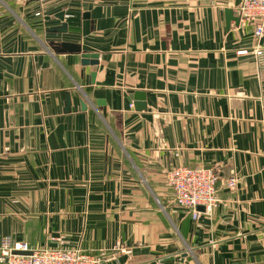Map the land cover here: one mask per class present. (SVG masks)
Wrapping results in <instances>:
<instances>
[{"label": "crops", "instance_id": "obj_1", "mask_svg": "<svg viewBox=\"0 0 264 264\" xmlns=\"http://www.w3.org/2000/svg\"><path fill=\"white\" fill-rule=\"evenodd\" d=\"M238 3L0 0V239L100 264H264V36L226 29ZM177 166L214 170L210 214L174 205Z\"/></svg>", "mask_w": 264, "mask_h": 264}, {"label": "built area", "instance_id": "obj_2", "mask_svg": "<svg viewBox=\"0 0 264 264\" xmlns=\"http://www.w3.org/2000/svg\"><path fill=\"white\" fill-rule=\"evenodd\" d=\"M233 12L240 24L253 27L254 39L259 40L264 36V0H239ZM246 52L241 50L237 54ZM165 180L174 205L189 214L193 220L210 214L220 204L217 189L219 179L211 168L177 166L166 174ZM237 182L238 178L231 176L225 180L224 185L228 190L235 191ZM198 207L204 210L199 211ZM100 262V256L87 253L79 247L49 248L46 244L30 246L26 242L15 241L11 236L0 239V264H100Z\"/></svg>", "mask_w": 264, "mask_h": 264}, {"label": "water", "instance_id": "obj_3", "mask_svg": "<svg viewBox=\"0 0 264 264\" xmlns=\"http://www.w3.org/2000/svg\"><path fill=\"white\" fill-rule=\"evenodd\" d=\"M224 14H225V25H226V29H228L230 27L231 22L234 23L235 26H238L239 24V19L237 17H235L233 15V11L232 9H225L224 10ZM64 24L61 26V28H56V31H63L64 32ZM61 47L63 50H67V51H71L74 53H80V49L79 48H75L73 45L71 44H67V43H63L61 44ZM81 64L86 66V65H96L97 64V59L98 56L97 54H86V53H81ZM94 75H92L93 78ZM134 99L137 101V103L134 105V108L137 110H143L145 108V105L142 101H144V95L142 93L136 92L134 94ZM141 101V102H138ZM68 101H67V105H68ZM68 108V106H67ZM197 210L199 211H203L204 209L202 207H198ZM21 254H25V253H21Z\"/></svg>", "mask_w": 264, "mask_h": 264}]
</instances>
